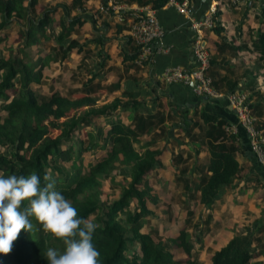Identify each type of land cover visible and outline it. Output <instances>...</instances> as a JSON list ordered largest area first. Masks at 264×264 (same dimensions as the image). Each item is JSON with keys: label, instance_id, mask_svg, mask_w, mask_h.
<instances>
[{"label": "trees", "instance_id": "16d2710c", "mask_svg": "<svg viewBox=\"0 0 264 264\" xmlns=\"http://www.w3.org/2000/svg\"><path fill=\"white\" fill-rule=\"evenodd\" d=\"M24 1L27 3L24 4ZM124 1L136 2L139 6L148 4L153 9H159L168 0ZM39 2L42 6L46 3L41 0H0V43L7 39V30L12 24L19 26L17 38L18 42H22L17 52H13L10 47L6 57H0V113H4L3 117L0 115V147H8L7 154L0 149V171L6 176L36 173L42 185L45 183L44 176L51 175L56 180V190L72 202L79 218L93 219L99 225L93 233L92 242L100 252V264H178L165 248V240L160 238L155 241L150 234L140 231L144 217L150 212L146 201L152 204L156 202V198L149 193L150 187L145 177L160 166V157L166 148L156 146L155 141H145L136 147L139 136L152 134L157 130L159 134L166 135L172 128L178 127L189 140L205 148L208 155L204 163L197 164L194 160L188 169L186 166L178 169V164L186 161L181 158V150L170 155V163L175 167V172L181 175V179L178 175L175 176V183L182 182L181 186L188 193V199L194 198L206 209H211L221 193L234 186L239 173L236 154L240 153L243 146L248 147L246 134L241 128L236 133L225 131L224 126L229 122L218 118L213 111L214 106L210 105H207V109L196 107L191 111V117H187V107L176 109L177 105L172 102L166 105L169 107L166 114L158 101L156 110L150 112L146 109V101L136 99L128 91H125V99L114 96L107 100L104 97L112 94L119 86L117 83H101L92 71H89V78L84 77V83L72 88L66 95L52 90L47 98H42L35 85L41 82L43 68L48 61H55L56 52L59 53L56 57L62 62L68 60V53L73 50L81 54L82 45L72 35L78 34L79 31L74 28L80 26L86 18L84 12L69 16L72 8L81 9V0H71L69 7L64 4L42 7L36 15L34 8ZM260 2L264 4L262 0H244L230 4L232 9L237 7L235 10H239L241 6L244 8L241 19L235 23L234 31L238 42L233 45L220 40L231 56L237 55L241 50H252L255 53L254 68L257 70L264 69V8L260 10L257 7L260 12H256L254 7ZM113 3L120 5L117 0H113ZM100 4L104 5V0H100ZM57 7H62L66 16L65 19L59 18L58 29L53 35L48 32V25L56 14ZM94 13L97 18L114 14L111 10L107 13L95 10ZM126 13L129 14V11L117 12L123 17ZM248 14L256 22L255 29H250L247 23ZM217 15L218 11L215 10L214 23L209 28L214 34L223 31L220 22L215 20ZM251 31H254V37L248 45L244 36ZM43 40L53 42L48 51L43 55H31L29 48L33 45L41 47ZM219 47L220 44L217 45ZM137 54L136 47L132 57H137ZM99 56L102 57L101 54ZM241 61L243 62L241 59L237 60L239 69L242 70L241 76L232 74V78L224 82V93L243 90L251 87V84L254 86V72L244 69ZM213 62L209 59V67ZM84 65L81 58L75 71L78 75H82ZM65 70L66 65L62 64L55 78H61ZM75 75L70 76L71 82ZM207 75L210 76L209 70ZM240 77H245L247 82H240ZM211 79L212 87L218 91L223 80L215 79L214 75H211ZM15 83L19 86L16 87ZM251 98L249 95L248 99ZM206 100H216L214 102H218L220 106L227 103L224 96ZM262 105L263 102L260 101L249 103L250 107ZM171 111H177L179 115ZM116 114L119 116L111 119ZM120 116H124L127 123L121 121ZM94 120H104L107 125L104 128L96 127L94 132L87 131L86 139L91 141L90 144L80 137H73V133L91 126ZM235 120L233 115L232 122ZM166 122H170V125ZM256 124L263 127L264 136V122L257 119ZM194 128H197V132L192 133ZM98 151L102 155L97 154ZM89 153L95 155L84 165V155ZM252 162L257 168L263 169L254 157ZM116 168L121 170L123 182L111 181V187L117 190L115 198L101 199V181L104 178L111 180ZM133 200L135 208L127 209ZM27 203L24 201L23 206L26 207ZM261 214L260 223L252 232L233 234L222 247L211 253L208 264H251L252 259L264 255V248L258 249L256 243L261 240L256 234L264 232V210ZM31 220L33 231L28 233L21 230L18 239L13 242L12 251L0 254V264H48L45 256L48 248L64 250L61 239L46 233L34 217ZM189 237L185 229H180L168 241L181 248L185 255L182 263L200 264L192 252L193 245Z\"/></svg>", "mask_w": 264, "mask_h": 264}, {"label": "crops", "instance_id": "0c3cea01", "mask_svg": "<svg viewBox=\"0 0 264 264\" xmlns=\"http://www.w3.org/2000/svg\"><path fill=\"white\" fill-rule=\"evenodd\" d=\"M70 1L71 0H69V2L64 5L69 7ZM117 1H119L121 5L120 11H129V14L126 13L123 17L120 14H117V11L114 10V14L112 15L109 14V16L107 15L103 18H97L96 14H93V11H95L99 6L100 0H81L80 10L77 8H72L70 10L69 16L84 12L83 15L86 20L80 26H76L74 28L76 31H79L78 34L72 35V37L82 45L80 52L81 54H77L74 50L68 53L69 57L68 60H66L67 62L64 61V63H62L66 65V70L64 73H68L69 76L74 75V73L76 74L77 72L75 71H77L76 69L82 58L83 62L85 63L84 70H82V75L85 78H89V71H92L94 76L105 85H115L117 83L119 87L115 88L112 94H110V98L117 96L125 99L127 98L124 96L125 91H128L129 93H132L136 99L146 101L148 104L146 109H149L150 112H154L156 110V102L158 101L163 105V112L166 114L167 110L169 109V107L166 105H168L169 102H172L174 105H177L175 106L176 109H179L183 106L187 107L189 111L187 117H191L190 113L196 109V107H205V109H207V105H210L212 107L214 106L213 111L218 118L227 120L229 123L232 122L233 113L230 110L227 111L224 104L220 106L218 102L206 100V97L196 95L190 86H185L180 83H165L162 80V74L165 68L176 65L190 68L193 64V57L191 53L193 32L188 20L182 14L178 13L172 5H168L167 3H165V5L159 9H154L156 19L163 31L162 42L164 47L166 46V49L154 50L153 54L148 60L142 64H136V56L132 57V55L136 52V47L130 36V28L132 23L131 10L140 8L142 5L139 6L136 2L127 3L124 0ZM44 2H48V0H44ZM188 4L189 13L193 19H199L212 5H215L216 10L218 11V15L215 17V20L220 22L223 31H221L219 34H214L211 30L203 29V34L209 47L210 61H214L212 64L210 63V67L208 69L210 77L211 75H214L215 79L223 80L222 84L219 85L217 92L221 95H224L226 94L224 93V82H226L227 79H231L232 74L235 76H241L242 74V70L239 69L237 60L241 59L239 55L240 53L245 52V50L238 51L237 55L231 56L229 50L224 45H222L220 40L223 39L225 42H231L233 45H237L238 41L236 37V31H234L235 23L241 19V16L244 13V8L241 6L239 7V10H235L237 7L232 9V6L223 0H188ZM260 4H255V11L257 10V7L260 10L264 8V4L261 2ZM260 10H257L256 12H260ZM36 12L38 13L37 10ZM65 12L66 11L63 10L62 7H57L56 14H62L64 19L66 16ZM87 17L94 19V24H92L90 19ZM120 17L122 19H119ZM59 18L60 17H57V23ZM247 23L250 29H255L257 27L256 22L253 20L251 14L247 15ZM57 29L58 28H56L55 31H57ZM219 44L220 47L217 48V45ZM89 52L91 53L88 54ZM99 54H101L102 57H100ZM242 58L245 60L244 57ZM52 63L55 65L53 74L56 75L58 72H60V66L58 62ZM241 66L244 67V69L250 68V66L246 62L244 63V61H241ZM263 74L264 72L254 73V80L257 81V86L253 91L256 92V90H258V85H260V80L262 79ZM240 80V82H247L245 77H240ZM84 82V80L83 82L81 81V83ZM55 83L57 82L55 81ZM249 91L251 92V90ZM254 96H252V98ZM199 101L200 104L198 103ZM174 105L171 107H174ZM221 111H223L222 114ZM172 113L179 115V112L177 111H173ZM168 125H170V122ZM175 128L178 131L174 133V135L175 137L179 138L178 141L174 140L172 144L168 141L165 143H162L164 141H160L161 144H157V146L166 148L164 153L168 154V161L170 162L171 160V154L175 155L179 150H181L182 152L180 155L182 159H184L186 156H193L194 160L197 162L201 163V161H203L204 163L207 160L208 155L205 148L189 140L185 133L178 129V127ZM174 130L175 129H173V131ZM191 132H197V128H194ZM196 151L198 154H196ZM240 157H242V159H244V161H246L249 165L254 163L252 162L253 156L246 145L245 147H242L240 153L236 154V159L239 163V170L242 169L240 163L243 161ZM172 168V170L175 172V167L173 166ZM260 171H263L264 175V169H261ZM159 175H161L160 172ZM251 178L254 179V177L250 176V179ZM241 181L239 184H237V186L228 192L223 200V209H221V212H223L224 208L228 210V219L225 217V221L227 223L224 224L222 220L213 217V220L219 221V225L229 226V222H233V220L235 221L234 217H230V215L233 213V209L231 210V208H235L237 204L232 203V205H229L227 203V199L228 196L229 199H232V196L235 192L234 190L241 188L243 184ZM251 191L252 188H247L244 191L245 193L243 192V197L236 193V199L243 202V204L237 210H241V208H247V210L252 212L254 205L251 204L253 207H248L250 202L247 200L249 195L252 193ZM220 198H218L219 200L215 201V204L218 203V201L219 203L222 202ZM258 198L260 197L258 196ZM213 236L214 239L218 237L217 234H213ZM232 236L233 232L228 236L226 241H228Z\"/></svg>", "mask_w": 264, "mask_h": 264}, {"label": "rangeland", "instance_id": "374dc122", "mask_svg": "<svg viewBox=\"0 0 264 264\" xmlns=\"http://www.w3.org/2000/svg\"><path fill=\"white\" fill-rule=\"evenodd\" d=\"M42 2L44 0H41ZM69 0H48L43 6L41 2H39L34 10L35 14H39L42 7H49V6H54V5H63L68 3ZM24 4L27 2L24 1ZM44 3V2H43ZM41 5V6H40ZM38 11V13L36 12ZM57 17H62V14L58 13L53 15L52 20L50 24L48 25V30L46 31L51 32L53 35L56 33L55 29L57 27ZM13 26L10 27L7 32H8V37L6 36L7 39H5L2 43H0V57H6L7 53L9 52V48L12 47V51L17 52V48H19V45H21V41L18 42L17 38V30L19 29V26H16L15 24H12ZM207 30V29H206ZM209 30V29H208ZM254 31H251L249 35L244 36L245 41L247 44H250V41H252L254 34ZM245 33V32H244ZM16 42H18L16 44ZM52 40H43L41 42V47L39 45H33L31 48H29L30 54H39L43 55L48 51L50 48V44H52ZM254 52L248 48L245 49V52L240 53L239 57H241V60H243L242 57H244L245 60L244 63L246 62L251 69L252 72H260L263 73L264 69L257 70L254 68V61H255V56ZM59 55L58 52L55 53V61L53 60L52 62H58L60 69L62 66V61L59 60L58 57ZM51 61H48L46 66L42 70V78L41 82L38 83L39 85H35L37 92L39 96H42V98H47L49 93L53 90L58 91L62 95H66L72 88L79 87L82 83L81 81L84 80V76L78 75L76 73V77L74 78V81H70V76L68 73L62 72L61 78L56 79L54 73V67L55 65ZM67 62V61H66ZM59 73V72H58ZM75 74V73H74ZM264 77V74L262 75ZM260 80V85H258V90H256L257 94L254 93L253 91L255 87L257 86V81H254V86L251 84V87L244 88L243 91L244 93L249 96L251 95L254 96L253 98L248 99L249 103H253V101H260L263 102L264 106V78ZM55 81L57 83H55ZM256 83V84H255ZM16 87L19 86L18 83L14 84ZM251 90V92L249 91ZM261 91V92H260ZM105 99L109 100L110 95H106L104 97ZM102 100V99H100ZM216 101V100H212ZM1 103V102H0ZM225 108L227 111L230 110L229 106L227 103L224 104ZM250 107V106H249ZM261 107H250V112L251 114L255 117V119L259 121L264 122V108ZM224 111V109H223ZM221 111V114L222 112ZM1 117L4 116V113H0ZM116 116L119 115H114L111 117V119L115 118ZM121 121H124V123H127L126 119L124 116L119 117ZM118 118V119H119ZM169 123V122H168ZM167 123V125H168ZM107 124L104 122V120L99 121V120H94L91 126L83 128L77 133H73V137H80L82 140H85L87 144H90L91 141L86 139V133L87 131H92L96 129V127H102L104 128ZM168 132V134L165 135V133H158L153 132L147 133V134H141L139 136V142L136 143V147H139L141 143L145 141H155V145L161 144L160 141L165 142H170L171 144L174 142V140L178 141V137H175L174 133H176L178 130L174 127ZM93 139H95V133H93ZM158 141V143H157ZM182 141V140H181ZM160 142V143H159ZM197 144V142H195ZM198 145V144H197ZM0 149L7 154L8 152V147H0ZM170 150V149H168ZM97 154H101V151H98ZM95 154H86L84 155L83 158V164L85 165L86 162L89 159H92ZM168 154L163 153V155L160 157L161 163L160 166L154 169L153 171L149 172L145 179L147 180V184L150 187L149 193L156 198V202L152 204L148 200L146 201V207L150 211L149 214H147L144 217V220L142 222V226L140 228V231L142 233H148L150 236L153 237V239L156 241L157 239L159 240L162 238L163 240L166 241L165 243V248L172 254V258L174 261H177L178 264H185L182 263L183 259L185 258L184 253L182 252L181 248L178 247L177 245H174L168 239L173 238L178 230L180 229H185L189 233V239L191 241V244L193 245L192 252L193 254L197 257V260L199 261L200 264H208V259L211 253L220 247H222L227 241L226 239L228 238L229 235L235 234V233H250L253 231V229L258 225L260 222L259 218H261V212L264 210V175L263 171H260L257 166L254 164L249 165L242 157H240L243 161H241V167L242 169L239 170L241 172L238 173L236 180L234 182V188L239 184L241 181L242 186L241 188L235 189L234 194L232 196V199H227V203L229 205L237 204L235 208H231L232 210V215L230 217H234L235 221L229 222V226H223L219 225L218 220H213V217L220 219L223 221L224 224L227 222L225 221L228 219V210L224 208L223 212H221L223 209V200L225 196L228 194V192L232 189H225L220 197V200H222L221 203H216L211 207V209H206L203 207L198 200L194 198L188 199V193L186 192L185 189L182 188L181 186V181H177V184L175 183V176L178 175L181 179V175L174 172L172 169L173 165L168 161ZM186 161L184 163H179L178 164V169L180 167L186 166L187 169L189 166H191L192 162L194 161L193 156L192 157H185ZM203 163V161H201ZM199 164V162H197ZM68 167V166H66ZM258 171V173H257ZM160 174L162 175H159ZM250 176L254 177L250 179ZM185 177V176H184ZM189 176L187 179L189 180ZM121 177V170L119 168H116L112 172V178L111 180H108V178H104L101 181V199H112L115 198V195L117 193V190H115L113 187H111V181L114 183H120L123 182ZM240 180V181H239ZM247 188H252V193L249 195L247 200L250 202V205L248 207H253L251 204L254 205V208L252 212L247 210V208H241V210H237L240 208V206L243 204L242 201L236 199V193L238 195H243V192ZM231 193V192H230ZM245 193V192H244ZM198 195V193H196ZM195 195V194H194ZM195 195V196H197ZM258 196L260 198H258ZM243 197V196H242ZM219 200V199H217ZM247 206V204H246ZM135 208V202L134 200L129 204V208L127 209H134ZM250 209V208H249ZM237 210V211H235ZM245 210V211H244ZM259 210V211H258ZM242 211V212H240ZM234 214V216H233ZM222 223V224H223ZM232 223V224H231ZM232 225V226H230ZM213 234H217V238H213ZM257 237L261 238L260 241H256L258 243V249L264 248V232H261L259 234H256ZM226 241V242H225ZM136 251V248H134ZM256 261V262H255ZM251 264H264V255L257 256L256 258L251 260Z\"/></svg>", "mask_w": 264, "mask_h": 264}, {"label": "clouds", "instance_id": "9594fccd", "mask_svg": "<svg viewBox=\"0 0 264 264\" xmlns=\"http://www.w3.org/2000/svg\"><path fill=\"white\" fill-rule=\"evenodd\" d=\"M44 181L42 185L36 173L6 176L0 171V254L12 251L21 230L33 231L34 217L64 245L63 251L46 250L48 264H100V252L92 242L99 225L93 219L79 218L72 202L56 190L51 175L46 174Z\"/></svg>", "mask_w": 264, "mask_h": 264}, {"label": "built area", "instance_id": "2783aa9c", "mask_svg": "<svg viewBox=\"0 0 264 264\" xmlns=\"http://www.w3.org/2000/svg\"><path fill=\"white\" fill-rule=\"evenodd\" d=\"M244 0H226L229 4H237ZM216 2V1H215ZM176 11L182 14L189 22L193 32L191 53L193 64L190 68L182 66H170L164 69L162 80L165 83H180L190 86L198 96L206 98H218L224 96L227 105L232 111L235 121L224 126L225 131L236 133L241 128L248 139V148L255 161L264 169V136L263 127L256 124L255 117L250 112L248 96L243 90L237 89L224 95L219 94L212 87V79L207 75L209 68L210 52L203 29H209L214 23L215 5H212L199 19H193L189 13L188 0H168ZM121 5H116L113 0H104V5L99 4L98 12L107 13L119 11ZM116 12V13H117ZM119 19H122L121 17ZM130 36L138 49L136 64H142L151 57L154 50H164L162 42L163 31L156 19L155 11L149 5L131 10ZM192 83V85H191Z\"/></svg>", "mask_w": 264, "mask_h": 264}, {"label": "water", "instance_id": "95a60500", "mask_svg": "<svg viewBox=\"0 0 264 264\" xmlns=\"http://www.w3.org/2000/svg\"><path fill=\"white\" fill-rule=\"evenodd\" d=\"M88 16H90V15H88ZM87 18H89V17H87ZM89 19H90V18H89ZM90 21H91L92 24H94V21H93V20H90ZM191 85H192V83H191Z\"/></svg>", "mask_w": 264, "mask_h": 264}]
</instances>
